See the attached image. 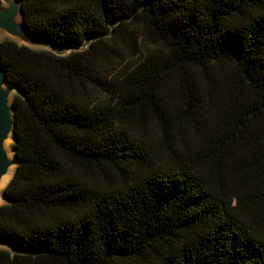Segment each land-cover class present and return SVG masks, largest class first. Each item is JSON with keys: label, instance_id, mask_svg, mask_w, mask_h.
I'll return each instance as SVG.
<instances>
[{"label": "trees", "instance_id": "16d2710c", "mask_svg": "<svg viewBox=\"0 0 264 264\" xmlns=\"http://www.w3.org/2000/svg\"><path fill=\"white\" fill-rule=\"evenodd\" d=\"M21 2L0 264H264V0Z\"/></svg>", "mask_w": 264, "mask_h": 264}, {"label": "water", "instance_id": "95a60500", "mask_svg": "<svg viewBox=\"0 0 264 264\" xmlns=\"http://www.w3.org/2000/svg\"><path fill=\"white\" fill-rule=\"evenodd\" d=\"M2 1L5 5L0 7V30L6 31L10 36L20 39L25 44H35L38 37L30 31L24 21L21 0ZM16 90V85L8 81L6 67L0 60V185L3 183L4 177L9 173L10 168L14 164H18L16 155L15 159L11 158L6 147L7 140L11 137L15 138L16 113L12 94ZM13 141L15 142V139ZM13 175L5 185V188L12 180ZM3 196H5V193H0V198ZM0 245L17 247L11 240L5 239L1 235Z\"/></svg>", "mask_w": 264, "mask_h": 264}, {"label": "rangeland", "instance_id": "374dc122", "mask_svg": "<svg viewBox=\"0 0 264 264\" xmlns=\"http://www.w3.org/2000/svg\"><path fill=\"white\" fill-rule=\"evenodd\" d=\"M3 2V1H2ZM3 5H5V3L3 2ZM20 18H21V16H20ZM19 18V19H20ZM8 37H10V38H14V37H12V36H10L6 31H4V30H0V41L2 40V39H4V38H8ZM15 39H17V40H19V41H21L20 39H18V38H15ZM22 42V41H21ZM45 42H48L47 44L45 43ZM44 42V40L43 41H41V40H37V43H35V44H29V45H32V46H35V47H38V48H46V49H50V50H53L54 52H56V53H58V54H61V55H67V54H69V53H71L72 51H75L78 47L76 46V45H63V46H61V45H56V44H54V43H52V42H49V41H45ZM17 91H14L13 92V94H12V98H13V96H14V94L16 93ZM14 143V142H13ZM12 147H13V145H12ZM14 149V148H13ZM13 152H14V150H13ZM14 172H15V170H14ZM14 174V173H13ZM3 194H4V190H3V192H2ZM8 202V200H7V198L5 197V196H3V197H1L0 198V205H2V204H5V203H7ZM2 203V204H1Z\"/></svg>", "mask_w": 264, "mask_h": 264}, {"label": "bare ground", "instance_id": "6f19581e", "mask_svg": "<svg viewBox=\"0 0 264 264\" xmlns=\"http://www.w3.org/2000/svg\"><path fill=\"white\" fill-rule=\"evenodd\" d=\"M13 140H14L13 137H11L10 139H8L7 142H6V147H7L8 151H9V153H10V157L15 159V154H14V152H13V147H12L13 142H14ZM16 166H17V165L14 164V165L10 168L9 173L4 177V181H3V183L0 185V193L3 192V190H4V188H5V185L7 184V182H8V181L10 180V178L12 177V175H13V173H14V170H15ZM1 204H2V203H1Z\"/></svg>", "mask_w": 264, "mask_h": 264}]
</instances>
